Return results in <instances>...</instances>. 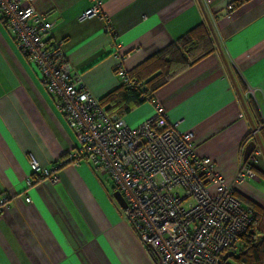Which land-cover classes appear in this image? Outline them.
<instances>
[{
  "label": "crops",
  "instance_id": "0c3cea01",
  "mask_svg": "<svg viewBox=\"0 0 264 264\" xmlns=\"http://www.w3.org/2000/svg\"><path fill=\"white\" fill-rule=\"evenodd\" d=\"M233 1L109 0L88 18L81 16L91 0H32V5L55 23L48 45L60 46L71 71L97 99L120 86L113 72L117 44L126 55L123 67L131 71L203 25L213 51L157 89L152 100L162 106L168 124L192 135L196 156L210 159L226 186L263 207L262 153L252 163L254 177L242 178L260 191L233 180L251 141L248 134L264 117V0L228 10ZM153 112L147 101L123 119L135 127ZM75 146L38 70L0 23V198L17 196L0 218V264H156L125 220L122 198L89 162L63 165L56 182L34 184L31 202L24 201L29 162L48 169Z\"/></svg>",
  "mask_w": 264,
  "mask_h": 264
},
{
  "label": "built area",
  "instance_id": "2783aa9c",
  "mask_svg": "<svg viewBox=\"0 0 264 264\" xmlns=\"http://www.w3.org/2000/svg\"><path fill=\"white\" fill-rule=\"evenodd\" d=\"M91 1L82 18L99 15L100 4L109 0ZM0 23L38 70L53 109L76 143L72 153L48 169L29 162L31 178L24 201L31 202L28 192L34 184L56 182L63 165L89 162L111 180L124 202L125 220L156 264H227L255 212L241 205L233 186L224 184L210 159L196 156L192 135L179 133L177 124H168L162 106L152 99L148 102L153 115L138 126L107 115L80 76L71 71L60 46L48 45L55 23L38 13L32 0H0ZM119 49L117 44L113 52L115 76L128 87L138 86L129 79L123 67L126 55ZM261 129L264 117L251 128L248 139L254 140ZM257 156L261 151L256 145L247 162L239 165L234 184L254 177L251 166ZM209 185L215 186L213 194ZM16 198L6 194L0 198V218Z\"/></svg>",
  "mask_w": 264,
  "mask_h": 264
},
{
  "label": "trees",
  "instance_id": "16d2710c",
  "mask_svg": "<svg viewBox=\"0 0 264 264\" xmlns=\"http://www.w3.org/2000/svg\"><path fill=\"white\" fill-rule=\"evenodd\" d=\"M248 1L250 0H235L229 5L230 10L239 8ZM212 51L209 33L203 25L198 26L133 70L126 71L129 79L139 84L138 86L128 87L120 83L118 88L97 99L98 103L107 115L123 118L136 107L152 99V94L157 89ZM239 96L244 100L241 94ZM248 99L243 101V105L247 111H252L253 106ZM257 137L264 149V130H259ZM246 162L247 160L244 163ZM233 194L241 205L255 212V219L247 232L239 238L241 246L230 259L236 264H264V206L259 207L243 199L235 191Z\"/></svg>",
  "mask_w": 264,
  "mask_h": 264
},
{
  "label": "water",
  "instance_id": "95a60500",
  "mask_svg": "<svg viewBox=\"0 0 264 264\" xmlns=\"http://www.w3.org/2000/svg\"><path fill=\"white\" fill-rule=\"evenodd\" d=\"M209 25V24H208ZM210 27V26H209ZM210 29H211V27H210ZM211 32H212V30H211ZM213 34V33H212ZM245 109V108H244ZM244 111H246V110H244ZM258 146L259 147V149H260V151H261V153H262V155H263V157H264V149H263V147L261 146V144H260V141H259V138L256 136L255 137V139L254 140H251V141H249L246 145H245V147H244V149H243V152H242V160L245 162L249 157H250V155L252 154V152H253V150L255 149V146ZM120 196V195H119ZM124 203V202H123ZM123 207H124V204H123ZM122 207V208H123ZM228 255H226V257H227Z\"/></svg>",
  "mask_w": 264,
  "mask_h": 264
},
{
  "label": "rangeland",
  "instance_id": "374dc122",
  "mask_svg": "<svg viewBox=\"0 0 264 264\" xmlns=\"http://www.w3.org/2000/svg\"><path fill=\"white\" fill-rule=\"evenodd\" d=\"M253 165H254V162H253ZM102 175L104 176L105 180H108V181H107L108 184L112 185L111 180L107 178L106 174L103 173ZM242 181H243L244 183L249 182V181H247V180H245V179H242ZM248 185H250V187L254 188L255 191H260L259 187H258L256 184H253V183L249 182ZM214 189H215V186H214V185H209V186H208V191H209L210 193H212V194L214 193ZM259 193H260V192H259ZM242 205H243V204H242ZM240 246H241V244L238 243L237 246H236V252L238 251V249L240 248ZM235 254H236V253H235ZM227 264H236V263H235V261H234L233 259H230V258H229V259L227 260Z\"/></svg>",
  "mask_w": 264,
  "mask_h": 264
}]
</instances>
